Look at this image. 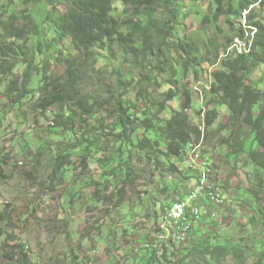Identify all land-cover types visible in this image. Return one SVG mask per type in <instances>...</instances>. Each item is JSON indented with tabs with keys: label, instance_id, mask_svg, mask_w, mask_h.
Masks as SVG:
<instances>
[{
	"label": "rangeland",
	"instance_id": "rangeland-1",
	"mask_svg": "<svg viewBox=\"0 0 264 264\" xmlns=\"http://www.w3.org/2000/svg\"><path fill=\"white\" fill-rule=\"evenodd\" d=\"M181 1L191 4L193 14L179 27L175 37L192 35L201 52L205 53V39L211 33L207 32L209 27L203 28L202 17L211 12L212 3L210 0ZM114 6L119 8L113 12L116 17L128 18V9H123L119 4ZM62 9L50 8L47 0H0V20L8 18L12 13L21 18L24 14L32 16L44 29L51 44L50 48L43 47L42 53L35 55V62L42 71L33 73L29 85V89L33 88L32 94L21 88H10L11 81L24 71L23 62L18 63L13 74L0 76V158L6 161L4 170L7 174L6 178L0 176V196L5 200V204L0 207L7 203L11 205L10 220L0 224V260L5 238L13 235L16 243H23L29 248L35 264H143L141 259L145 261L148 242L156 245L160 261L167 264L179 262L192 249L181 245L170 250L175 236H167V233L161 234L162 232L157 234L154 228L175 188L180 184L185 185L180 174L164 171L161 167L158 169L148 148H136L141 143L138 139L143 136L141 130L140 133L132 131L129 137L132 141L130 149L119 152L118 141H125V138L118 137L117 134L123 129L116 127L117 123L112 129L109 128L118 117L120 98L126 97L121 96L120 80H131L133 86L129 89L130 93L134 87H140L138 80L141 74L152 75V80L156 76L158 82L151 81L147 88L148 96L158 102L163 99L162 92L172 76L171 72L168 70L161 73L158 67L151 70L132 67L130 63L122 61L123 55L118 47L114 51L112 49L111 53L104 44H100L97 54L88 55L75 50L66 39L59 38L54 42L53 38L58 34L47 23V15H57ZM160 13L158 17L164 11L160 10ZM18 24L21 25L22 22ZM36 41V38L29 39L25 44L22 39L19 44L33 54ZM43 57L50 59L47 69L42 67ZM153 59V64L158 66L161 58L155 56ZM72 60L81 65L83 82L78 90L88 104L94 105L95 113L88 121H83L80 116L82 112L79 111L74 116L73 123L65 128L60 124V121L64 122V118L53 121L57 118L60 107L53 105L44 113L37 109L36 104L41 93L42 76H63L67 63ZM203 66L202 76L181 79L178 87L180 95L168 103L163 113L165 118H169L173 110L183 108L185 96L182 92L187 88L192 90V96L196 100L189 108L192 112L189 114L191 123L195 124L203 119L202 112L208 107L206 103L202 108V97L199 94L201 91L204 96L206 88L203 85H191L194 79H202L205 84V67L209 63L205 62ZM247 83L264 92V63L251 72ZM134 91L137 92V89ZM71 106L70 100L63 105L66 109ZM220 112L222 115L210 128L205 147L214 162L218 161V168L222 167L225 172L223 179L231 203H228L224 213L234 214L222 220L218 229L213 226L212 232H204L208 240L205 246L209 250L206 255L214 260L213 264H217V258L213 254L215 248L209 246L208 242L213 243L218 239L222 241L240 234L245 236L244 227L248 225L246 216L249 214L246 209H252L256 205L248 190L253 188L254 183H259L258 179L248 177L249 168L244 167L241 160L228 161L230 157L227 146L221 140L229 135V130H217L220 124L227 121V115L225 111ZM52 124L54 126L49 130V125ZM72 143L79 146L70 151L71 164H66L54 179L53 151L57 144L65 147ZM88 146L92 150L86 160L85 148ZM159 160L165 162L162 158ZM178 163L180 170L193 174L189 171L188 162L180 160ZM126 170L130 175H126ZM128 178L133 181L129 182ZM189 182L187 180V184ZM117 186L125 188L123 199L113 193ZM96 191L99 194L96 195ZM119 200L122 203L117 206ZM234 216L236 220L231 221ZM246 231L253 234L247 228ZM169 255L170 260H167ZM223 263L240 264L236 258H229ZM200 264L204 263L201 261Z\"/></svg>",
	"mask_w": 264,
	"mask_h": 264
},
{
	"label": "trees",
	"instance_id": "trees-1",
	"mask_svg": "<svg viewBox=\"0 0 264 264\" xmlns=\"http://www.w3.org/2000/svg\"><path fill=\"white\" fill-rule=\"evenodd\" d=\"M50 8L55 10L62 9L57 15L48 14L47 20L52 30L58 34L53 38L57 42L59 38L66 39L82 54L98 53L100 44H104L109 52L116 47L123 55L122 61L130 63L132 67L141 69L157 68L159 72L170 70L172 75L168 80L165 90L162 92L163 99L160 101L152 100L148 96V85L151 81H156L155 76L141 74L138 80L140 87H134L137 92L131 91L133 86L131 80H120L119 88L122 97L119 100V112L113 125L123 129L118 137L125 138L119 140V152L130 149L132 144L130 134L137 131L143 135L136 148H147L150 150V157H154L155 167H161L164 171H177L176 163L173 160L186 159V144L189 142L197 128L191 125L190 116L184 112V109L193 104L192 92L187 88L183 90L185 102L182 109L173 110L169 118H165L168 103L178 98L180 92L178 87L182 78H189L191 75L198 78L202 73V66L205 61L217 63L220 61V69L213 72L214 82L209 91V100L207 101L208 110L206 112L205 123L210 128L219 115V108L225 106L230 112L229 121L218 128L220 130H229V137L232 138L229 146V153L246 155L247 162H252L255 170L264 174V92L247 83V78L251 72L264 63V0L260 7L252 9L248 14V21L257 29L254 37L253 47L249 53L238 55L237 57L220 58V51H226L237 35L244 36L242 28L238 30L236 20L242 13L249 9L251 5L259 0H210L213 6L211 12L203 14V28L208 30L211 35L205 39L207 51L201 52L197 41L192 35L176 36V31L182 26L188 17L193 14L191 4L181 0H47ZM193 0H188L191 2ZM119 4L123 9H128L127 19L116 17L113 12L119 10L115 7ZM160 10L164 11L161 17H158ZM126 11V10H122ZM120 11V12H122ZM221 17L224 21L220 24ZM25 22L22 25L17 23L22 19L19 15L12 13L8 18L0 20V76L13 74L18 63L23 62L25 69L21 75H17L11 81L12 90L22 89L24 92L32 94L33 88L29 89L35 71H42L35 62V55L42 53V48H50L47 34L41 30L32 16L23 15ZM228 28V29H227ZM226 29L228 32H226ZM222 34L224 38H222ZM36 38L33 54L29 49H24L19 41L24 39L25 44L29 39ZM58 45V44H57ZM162 51V52H161ZM159 57V65L153 64V58ZM43 69L50 66V59H42ZM164 61V62H163ZM161 63V64H160ZM173 78V79H172ZM62 79H65L63 81ZM46 81V82H45ZM83 82L81 65L72 60L66 65L63 76L45 74L42 76L41 93L37 99V109L44 113L53 105L60 107L57 113L58 119L65 128L73 123L74 116L81 110L82 120L88 121L87 117L94 115V105L88 104L86 98L82 96L79 86ZM73 90V94H71ZM208 99V94H207ZM74 103L77 108H64L67 102ZM135 100V101H134ZM62 106V107H61ZM254 109H258L255 113ZM85 116V117H84ZM249 126L250 130L246 132L244 142L238 141L240 131ZM49 130L54 124L49 125ZM142 128V129H141ZM67 130V129H66ZM87 135V134H85ZM238 141V142H237ZM79 145L77 143L68 144L65 147L56 145L53 151L54 170L52 177L55 179L66 164H71V152ZM91 147L85 148L84 159L87 160L91 154ZM131 151V150H130ZM93 155V154H92ZM91 155V156H92ZM184 155V156H183ZM130 156V155H129ZM128 156V157H129ZM159 158L165 160L160 162ZM0 176L6 178L4 170L6 163L4 158H0ZM128 165V162H126ZM126 175H130L129 171ZM129 179V178H128ZM133 180L130 178L129 182ZM97 182V179L94 180ZM101 182V180H100ZM91 183V182H90ZM93 183V182H92ZM167 188H164L166 190ZM114 194L124 198L126 192L124 186H118L113 190ZM257 194V191L253 192ZM99 191H96V195ZM117 202V206L121 204ZM9 203L6 208L0 209V224L8 223L10 220ZM257 212V209H256ZM249 226L254 229L261 228L259 234L245 230L244 235H234L226 240H216L208 242V245L215 248L214 256L217 263L222 264L229 254H233L240 264H264V219L256 213L248 216ZM218 229V220L203 219L198 228L195 229L192 240L195 248L186 252L181 261H175L173 264H200L199 258L204 255L202 261L204 264H213L206 253L209 252L206 234L212 232V227ZM220 229V228H219ZM218 234V233H217ZM2 232H0V237ZM2 260L0 264H35L31 258L29 248L23 243H16L13 235L7 236L1 247ZM145 261L143 264H167L161 260L158 251L152 247L146 248ZM165 256V255H164ZM167 260H170V255ZM225 264V263H223Z\"/></svg>",
	"mask_w": 264,
	"mask_h": 264
},
{
	"label": "clouds",
	"instance_id": "clouds-1",
	"mask_svg": "<svg viewBox=\"0 0 264 264\" xmlns=\"http://www.w3.org/2000/svg\"><path fill=\"white\" fill-rule=\"evenodd\" d=\"M262 1L263 0H259L256 4L251 5L250 8L245 10L242 13L241 17L238 20H236V27L238 28V30L240 28L243 29L244 36L237 35L236 37H234L232 43L227 46L226 51L223 50V52H220L221 53V55H220L221 59L226 58V57H237L238 55L246 54V53H249L251 51V49L253 47L254 37H255V33H256L257 29L254 25H251L249 23L248 14L252 9L260 7V4ZM212 6H213V8L215 7L214 5H212ZM240 19H241V21H240ZM19 22L20 23L22 22V24H23L25 22V19L22 17V19ZM222 22H225L224 17H222V20L219 21L220 24ZM47 23H48V20H47ZM222 25H223V23H222ZM223 26L226 27V25H223ZM40 28L42 31H44V29L41 26H40ZM205 62L209 63V66L205 67L207 70V72H206L207 77H206L205 84H204L202 79H194L191 82V85L193 87H194V85H196V86L197 85H201V86L203 85V87L206 88L204 96H203V93L201 91L199 94L202 97V103H200V105L202 106L203 109H204V105L209 100V91L211 90L212 83L214 82L213 72L220 69V66H219L220 61H218L217 63H212L209 61H205ZM203 67L204 66H202V72L201 73H203V71H204ZM35 72H37V71H35ZM191 76L194 78L193 75H191ZM201 76H202V74H201ZM183 85H185V83ZM191 92H192V90H191ZM207 94H208V99H207ZM194 101H196V100H194V98H193V104L191 106L194 105ZM77 107L78 106H75L74 103L72 102V106L70 108H77ZM190 107L184 109V112L187 113L188 115L190 113H192V112H190L191 111L189 109ZM207 107H208V105H207ZM175 110H179V109H175ZM207 110L202 112L204 115L203 119H199L198 123H195V124L191 123L192 126L197 128V132L194 133L191 140L189 142H187V144H186V152H187L186 155H187V157L185 160L182 159L184 161V163L188 162L190 164L189 171L192 172L193 174L191 175L189 172H187V171L184 172L183 170L179 169L178 164H180V163H178V162H180V160H178L176 162L174 161L176 163V166L178 169L177 171L174 172V174H180L181 181L184 182L185 185L180 184V185H178L177 188H175L172 196L169 198L168 202L163 207L164 209H163V213L161 215L160 221L158 222L156 228H154L157 234L162 232L161 234L167 233V235H168L169 231L167 228L162 227V223L164 221V218H165L169 208L172 206L173 202L187 200L189 198V196L198 187H201L203 185V188L198 192L197 196L189 201L190 207L188 208V212L191 210L192 207L200 208V213L197 215L198 216L197 221L194 223V225H193L192 229L190 230L188 236H184L182 238H181V236H180V238L175 236L174 240L171 243L170 250L174 249L175 247L181 246V245H185L187 248H190V249H192V247H193V250H195V249L199 250V248H197V247L195 248V244L192 240V235H193L195 229L198 228V225L201 224L202 220L203 219L214 220V221L218 220L219 225H221L222 220H224L226 217L234 214V212L224 213L226 211V207H228V205L231 203L229 193L226 189L224 179H223V175L225 174V172H224V169L222 167H221V169L218 168V165H219L218 161L214 162V160H213L214 158H212V156L209 154V152L207 151V149L205 147V142H206V138L208 137L209 130L214 125L213 124L210 128H207V126H206L205 117H206ZM218 110H219V115H218L217 119L220 117V115H222L220 110L226 112L227 121L225 123H223V124H226L230 118V112H229L228 108L225 106H222ZM257 110L255 111V109H254L255 113H257ZM170 116H171V114H170ZM87 118L89 119L91 117H87ZM190 122H191V116H190ZM223 124H220L219 126H221ZM249 130H250V127L247 125L240 131V136L238 138V141H240L241 144L244 142V138H245L244 136H245L246 132H248ZM231 141H232V138L229 136L224 137L221 140V143L227 146L228 156L230 157L228 161L234 160V159H235L234 161L241 160V164L244 167L249 168L247 171L248 177L249 178H256L259 180V183H254L253 188L251 190H248L249 194L252 195L253 203H256V205L252 209H246V212L249 213L246 216L247 222H248V225L246 227H248L247 229L249 231H251V229L253 227L249 226V219H248L249 215L256 213L259 217L264 219V204H263L264 203V174H261L259 171L255 170V167L253 166L252 162H247V159H246L247 154L238 155V156H234V154L230 155L229 146H230ZM242 157H244V158H242ZM203 173H206V175H207V177L205 178V181L203 178ZM192 178H193V180H192ZM187 180L190 181L188 184H187ZM184 186H185V188H184ZM215 191L219 192V194L221 195V199H222L221 202H216L214 199H212V195L213 196L216 195ZM255 191H257V194L253 193ZM210 194H212V195H210ZM238 197H240V195ZM4 204H5V200L0 196V206L4 205ZM238 204H239V202H238ZM5 206L2 208L0 207V209H4ZM256 209H257V212H256ZM234 218H236V217L235 216L232 217L231 221H235L236 219H234ZM246 227H244V228H246ZM260 230H261V228L259 227L255 231L253 229L251 232H254L255 234H259ZM150 236H152V235L150 234ZM153 236H155V235L153 234ZM150 247L156 249V245L154 243L148 242L146 248H150ZM203 257H204V255L200 256V258H199L200 262L202 261ZM229 258H235V256L233 254H229L227 256L225 262H227V260H229Z\"/></svg>",
	"mask_w": 264,
	"mask_h": 264
},
{
	"label": "built area",
	"instance_id": "built-area-1",
	"mask_svg": "<svg viewBox=\"0 0 264 264\" xmlns=\"http://www.w3.org/2000/svg\"><path fill=\"white\" fill-rule=\"evenodd\" d=\"M206 177V173H203L204 181ZM202 188L203 185L198 187L187 200L173 202L164 218V228L168 229L169 234L177 236L178 238H180V236L181 238L188 236L194 223L197 221V215L200 213V208L197 207H192L188 212V208L190 207L189 201L195 198ZM215 193V196L210 194L212 195V199H214L216 202H221V195L217 191H215Z\"/></svg>",
	"mask_w": 264,
	"mask_h": 264
},
{
	"label": "bare ground",
	"instance_id": "bare-ground-1",
	"mask_svg": "<svg viewBox=\"0 0 264 264\" xmlns=\"http://www.w3.org/2000/svg\"><path fill=\"white\" fill-rule=\"evenodd\" d=\"M162 227L164 228V221H163V223H162ZM167 236H170V234H168Z\"/></svg>",
	"mask_w": 264,
	"mask_h": 264
}]
</instances>
